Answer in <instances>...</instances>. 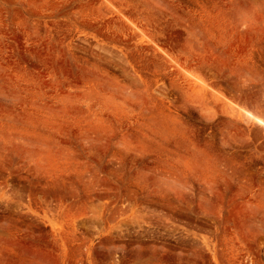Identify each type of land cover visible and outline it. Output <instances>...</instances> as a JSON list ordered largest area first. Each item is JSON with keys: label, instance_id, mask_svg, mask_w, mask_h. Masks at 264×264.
Masks as SVG:
<instances>
[{"label": "rangeland", "instance_id": "374dc122", "mask_svg": "<svg viewBox=\"0 0 264 264\" xmlns=\"http://www.w3.org/2000/svg\"><path fill=\"white\" fill-rule=\"evenodd\" d=\"M255 117L264 0H0V264H264Z\"/></svg>", "mask_w": 264, "mask_h": 264}, {"label": "bare ground", "instance_id": "6f19581e", "mask_svg": "<svg viewBox=\"0 0 264 264\" xmlns=\"http://www.w3.org/2000/svg\"><path fill=\"white\" fill-rule=\"evenodd\" d=\"M249 115H251L252 116V114L251 113H249V112H247ZM259 122H261V123H263L264 124V121L262 120V119H260V118H258V117H255Z\"/></svg>", "mask_w": 264, "mask_h": 264}]
</instances>
